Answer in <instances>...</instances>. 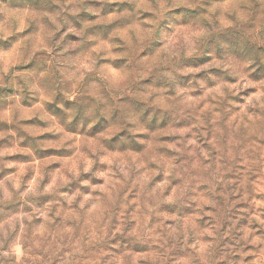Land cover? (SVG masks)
Wrapping results in <instances>:
<instances>
[{
  "label": "clouds",
  "instance_id": "clouds-1",
  "mask_svg": "<svg viewBox=\"0 0 264 264\" xmlns=\"http://www.w3.org/2000/svg\"><path fill=\"white\" fill-rule=\"evenodd\" d=\"M0 264H264V0H0Z\"/></svg>",
  "mask_w": 264,
  "mask_h": 264
}]
</instances>
